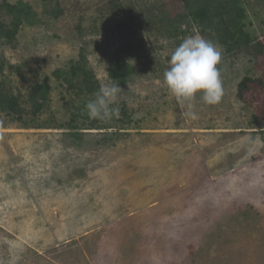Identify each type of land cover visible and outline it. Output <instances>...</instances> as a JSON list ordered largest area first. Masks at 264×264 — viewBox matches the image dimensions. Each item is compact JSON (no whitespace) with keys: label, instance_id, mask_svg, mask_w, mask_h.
<instances>
[{"label":"rangeland","instance_id":"1","mask_svg":"<svg viewBox=\"0 0 264 264\" xmlns=\"http://www.w3.org/2000/svg\"><path fill=\"white\" fill-rule=\"evenodd\" d=\"M23 1L36 23L0 42V83L25 110L0 108V264H264V0H244L263 50L215 44L222 98L197 93L191 109L164 83L178 39L204 37L195 22L184 38L161 28L183 0ZM83 52L101 85L120 86L119 118L92 128L79 116L75 137L83 97L67 103L75 93L54 71ZM120 59L136 68L122 84L110 75ZM248 75L263 84L240 97ZM43 81L35 117L27 92Z\"/></svg>","mask_w":264,"mask_h":264},{"label":"trees","instance_id":"2","mask_svg":"<svg viewBox=\"0 0 264 264\" xmlns=\"http://www.w3.org/2000/svg\"><path fill=\"white\" fill-rule=\"evenodd\" d=\"M183 1L186 13L172 18H167V16L162 21L161 28L169 35L182 36L184 38L191 28V24L195 22L201 29L205 39L221 45L227 53L240 51L244 48L256 49L259 53L263 50L260 40L254 37L249 30L248 22H246L248 18L244 0ZM0 15H6L10 18V21L0 20V42L9 45L15 44L17 34L24 24H35L37 21V12L34 11L30 3L23 0L15 3L9 0H0ZM165 20H168V22L165 23ZM183 23L185 25L188 24L185 29ZM178 41L181 43L183 40L178 39ZM86 56L83 52L80 58L74 60L68 66V69L59 68L54 71L57 77L64 79L75 93L76 97L67 100V103H73V100L78 101L80 100L79 98L83 97V101H79L80 106L77 107V112L73 113L72 118L68 121L69 129L72 128L69 133L75 137L82 133L81 130L85 124V119L78 117H85V115L88 117L85 105L88 100L95 98L94 93L101 87L94 71L89 68V61ZM135 72V65L124 59L116 61L110 68V75L121 84L127 82ZM262 84L263 82L259 78L249 75L245 76L239 83L240 97H244L250 91L255 93ZM258 91L257 94L261 90L259 89ZM27 94L30 104L28 113H32L35 117L43 113L50 97L48 82L35 83L33 87L29 88ZM18 97L13 90H6L4 81L0 83V108L3 111L15 113L18 119H22L25 110H23L20 101H18ZM121 112L127 115L125 107ZM34 125L39 126L40 124L36 123ZM90 125L92 128H108L111 126L110 120L102 121L97 119H92Z\"/></svg>","mask_w":264,"mask_h":264},{"label":"clouds","instance_id":"3","mask_svg":"<svg viewBox=\"0 0 264 264\" xmlns=\"http://www.w3.org/2000/svg\"><path fill=\"white\" fill-rule=\"evenodd\" d=\"M221 52L211 41L200 35L186 37L171 53L169 67L164 72V83L182 104L192 108L191 101L197 93L205 104L220 102L223 95L221 73L217 67ZM120 86L117 83L101 85L94 99L87 101L85 108L90 119L102 121L119 118L116 104ZM196 119L195 112H189Z\"/></svg>","mask_w":264,"mask_h":264}]
</instances>
